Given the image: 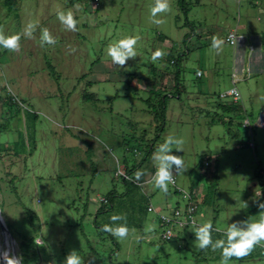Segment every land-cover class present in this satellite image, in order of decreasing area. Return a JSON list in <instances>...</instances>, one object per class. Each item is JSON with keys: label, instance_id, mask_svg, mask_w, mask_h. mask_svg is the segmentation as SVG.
I'll return each mask as SVG.
<instances>
[{"label": "rangeland", "instance_id": "obj_1", "mask_svg": "<svg viewBox=\"0 0 264 264\" xmlns=\"http://www.w3.org/2000/svg\"><path fill=\"white\" fill-rule=\"evenodd\" d=\"M17 1L10 11L0 0V30L21 34L18 51L1 47L0 212L22 264H64L73 249L82 264H221V250L196 248L191 225L164 241L161 218L185 206L182 190L194 193L195 220L212 223L213 241L225 238L229 224L242 227L259 213L253 197L255 172L264 167V128L254 127L252 148L243 110L254 123L264 108V68L247 79V66L236 74L244 75L237 83L240 112L227 108L235 103L231 95L221 94L233 86L235 45L228 33L263 41L264 0H186L187 13L179 0H169L170 10L157 16L161 25L150 14L155 0ZM58 10L73 11L75 31L60 23ZM30 22L36 25L32 38L23 35ZM42 28L54 45L41 47ZM214 35L225 41L218 52L211 48ZM128 36L138 37L137 55L121 67L106 48ZM157 49L164 56L153 62ZM179 56L180 92L170 90L171 60ZM162 86L172 96L166 126L157 130L160 121L147 98L154 88V104ZM90 92L95 98L85 99ZM169 136L184 141L183 151L173 146L172 152L183 157L186 170L177 175V186L169 184L166 194L154 187L152 156L139 167V181L123 179L148 144L158 146ZM217 156L219 182L213 185ZM112 190V202L102 201ZM113 215L126 217L125 239L101 231ZM227 264H264V242Z\"/></svg>", "mask_w": 264, "mask_h": 264}, {"label": "clouds", "instance_id": "obj_2", "mask_svg": "<svg viewBox=\"0 0 264 264\" xmlns=\"http://www.w3.org/2000/svg\"><path fill=\"white\" fill-rule=\"evenodd\" d=\"M74 7L78 9L79 5H74ZM169 10V0H155L154 5L150 8L152 22L157 25L163 24L164 21L162 19H157V16ZM56 15L57 19L66 28V30H76L78 21L74 18V13L72 10H58ZM35 27L36 25L30 22L27 25L23 35L27 36L28 38H32ZM20 39L21 34L5 35L3 31L0 30V47L4 49L12 52L18 51L20 48ZM137 40L138 37L133 36L121 38L117 42L111 43L107 46V55L111 57V60L115 65L123 67L127 60L136 57L137 54L134 48L137 44ZM211 40V48L217 52L222 49L225 43L223 39L215 35L211 37ZM229 40H231V37H229ZM45 43L54 45L56 40L52 37L47 28H42L40 36L41 47H43ZM163 56L164 53L160 49H157L152 53L151 58L152 61L155 62L158 59L163 58ZM242 107L244 109V106ZM262 112L264 113V111H260L258 113L255 122L252 123L254 124V127L258 126L255 125V123L258 116ZM244 113L245 117L248 116L247 109H244ZM249 135L251 137L250 131ZM183 143L184 141L182 139H176L172 136H169L164 140L163 143L159 144L152 153V160L156 171L151 179L154 187L161 190L165 194L168 192V185L170 183H174L173 166H175L176 175L182 174L186 171L184 168L183 157L172 154L173 146H175L176 151H183ZM254 148H256V144ZM143 175L144 173L142 170H137L132 176L127 177V179L130 181L133 179L134 181H139ZM260 196L261 188L257 186L254 189L253 199L259 208L258 215H256L255 218L250 217L248 220L241 222L243 224L242 227H238L237 223L229 224L226 230L223 232L225 238L213 241L211 235L213 231L212 223H197V221L193 219L191 227L196 237V248L198 250H207L209 247H211L213 251L218 249L221 250V264H227V262L233 257L242 259L243 257L249 255L254 246L264 242V202H260ZM111 221L113 222L112 224L102 225L101 231L111 234L118 240L125 239L130 232V229L127 226L126 217L123 215H113L111 217ZM118 221H124V223H117ZM216 230L220 231V229ZM131 231L134 232L135 230L132 229ZM2 256L5 264H22V257L12 256L7 251L4 252ZM64 264H82L79 253L74 249L71 250L66 255Z\"/></svg>", "mask_w": 264, "mask_h": 264}, {"label": "built area", "instance_id": "obj_3", "mask_svg": "<svg viewBox=\"0 0 264 264\" xmlns=\"http://www.w3.org/2000/svg\"><path fill=\"white\" fill-rule=\"evenodd\" d=\"M95 2L98 4L100 1L95 0ZM229 37H231V40H229ZM239 39V35L237 31H231L228 33V36L226 40L231 43L232 45H235L237 40ZM246 70V69H245ZM244 71V70H243ZM242 71V72H243ZM200 74V72H199ZM245 74V72H244ZM251 76L250 71L247 69V75L245 79ZM244 79V75L239 77H236V74L233 76V86L225 93H222V96L225 95H231L232 98L234 99V102L238 103L239 101L242 100V94L237 86V83L241 80ZM244 126L250 131L251 134V141H250V146L252 148L255 147L254 139H253V127L254 124H252L250 118L246 116L243 120ZM255 125L264 127V113H260V115L257 118V121ZM208 165V163H207ZM260 173L262 175L261 182L259 183V187L261 188V196L259 198H264V167L261 166ZM174 174V183H170L174 186H177V175L173 172ZM124 177H129L126 172L122 174ZM182 190V189H179ZM183 191V196L187 200L186 204L184 207L177 206L174 210L171 211L169 215H163L161 218V223L164 228L162 238L164 241H169L172 240L177 232V230L180 229H186L189 227V225H192L193 219H195V214L198 209V202L196 199H194L193 194L194 193H188L187 191ZM102 201L105 203L109 202L107 198H103ZM148 211L153 212L154 207L151 204L148 206Z\"/></svg>", "mask_w": 264, "mask_h": 264}, {"label": "trees", "instance_id": "obj_4", "mask_svg": "<svg viewBox=\"0 0 264 264\" xmlns=\"http://www.w3.org/2000/svg\"><path fill=\"white\" fill-rule=\"evenodd\" d=\"M100 1V0H99ZM17 0H5V4L9 7L10 11H12L13 9H15L16 5H17ZM95 2V0H94ZM179 4H180V7L181 9L184 10V12L187 13L188 9L186 8V0H179ZM3 25V20L1 18V14H0V27ZM189 38V34H187L185 36V40H187ZM262 46L264 48V34H263V41H262ZM2 48L0 47V57L2 55ZM185 54H186V51H185ZM181 60H182V56H179L177 58L172 59L171 62L176 66L175 67V73H174V86L172 88H170V90H175L177 89L178 92H180V88L182 87V68H181ZM50 67H52L50 65ZM155 86L157 85L156 82H154ZM169 88L167 87H160V90H162L163 92L160 93L158 92V96L159 98L157 99V101L153 104L152 103V99H153V95H155V89L154 88H151L150 89V96L147 98V102H148V106L149 107H153V111H154V118L155 120L159 119L160 123L159 125H157V130H162L165 128L166 126V115H167V109H168V100H169V97H171L172 93H168V90ZM95 93H87L84 95V98L85 99H93L95 98ZM236 103V102H235ZM233 104V103H232ZM231 106H227V108L229 110H233V109H238V111L241 110L242 106H240L239 102L237 104H233ZM6 105V104H5ZM244 112V110H243ZM157 146H155V144H148L145 148V152H144V158L143 160L141 161V163H139L138 165H135L134 167H132L131 169H127V172L126 174L128 176H130L131 174H133L136 170L139 169V167H141L143 165V163L150 157L152 156V153L154 152L155 148ZM215 168L211 174L212 178L214 179L213 181V185L214 184H217L219 182V156H217L216 160H215ZM209 165V164H208ZM260 169H261V166L259 165L256 172H255V176L259 179L262 178V175L260 173ZM123 179H127L126 177L123 176ZM264 191V189H263ZM117 192V191H116ZM117 195V193L114 192V190H112L108 196H107V199L109 202H112V196L113 198ZM208 197H209V194L208 192H205L202 196V200L203 202H207L208 201ZM264 199V198H263ZM112 206V205H111ZM103 207L100 208V210L102 209ZM258 209V206L256 207V210ZM101 260V259H100ZM98 261L96 262L95 264H101V261Z\"/></svg>", "mask_w": 264, "mask_h": 264}, {"label": "crops", "instance_id": "obj_5", "mask_svg": "<svg viewBox=\"0 0 264 264\" xmlns=\"http://www.w3.org/2000/svg\"><path fill=\"white\" fill-rule=\"evenodd\" d=\"M231 30H233V29H231ZM238 35H239V39L237 40V42L235 44L234 74L239 73V75H240L241 73H244L246 66L248 67V70L254 74H257L258 72L263 71L262 67L264 68V48L262 46V41L259 40L260 36L256 37L254 35L251 36L249 34L247 36V34H240V33ZM248 38H250L249 42H248ZM254 38L257 40V42L260 41V43L258 45L255 44ZM256 68H258V69H256ZM234 74H233V76H234ZM233 104L235 105V103H233ZM234 110H236V109H233L232 111H234ZM260 111H264V108H261L258 112L255 113L256 117ZM247 112H248V110H247ZM256 117H255V119H256ZM255 181L256 182H254V183L256 185H259L258 178H256ZM259 200H260V202H264L263 198H259Z\"/></svg>", "mask_w": 264, "mask_h": 264}, {"label": "bare ground", "instance_id": "obj_6", "mask_svg": "<svg viewBox=\"0 0 264 264\" xmlns=\"http://www.w3.org/2000/svg\"><path fill=\"white\" fill-rule=\"evenodd\" d=\"M17 249L18 247L15 239L11 240L10 237L6 236L0 224V264H5L2 256L4 252L7 251L10 255L14 256V250L17 253Z\"/></svg>", "mask_w": 264, "mask_h": 264}, {"label": "water", "instance_id": "obj_7", "mask_svg": "<svg viewBox=\"0 0 264 264\" xmlns=\"http://www.w3.org/2000/svg\"><path fill=\"white\" fill-rule=\"evenodd\" d=\"M0 224H1V228L5 232L6 236L10 237L11 240H14L15 238H14L10 228L8 227L7 223L5 222L1 212H0ZM14 256L18 257V255H17L15 250H14Z\"/></svg>", "mask_w": 264, "mask_h": 264}]
</instances>
